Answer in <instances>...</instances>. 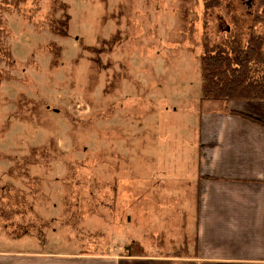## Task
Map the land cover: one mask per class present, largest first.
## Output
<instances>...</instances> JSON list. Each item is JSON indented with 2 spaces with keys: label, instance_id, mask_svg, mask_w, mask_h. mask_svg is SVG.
I'll return each mask as SVG.
<instances>
[{
  "label": "rangeland",
  "instance_id": "374dc122",
  "mask_svg": "<svg viewBox=\"0 0 264 264\" xmlns=\"http://www.w3.org/2000/svg\"><path fill=\"white\" fill-rule=\"evenodd\" d=\"M61 1L66 36L54 0H0L14 61L0 57V249L35 233L52 250L181 254L201 56L251 39L264 55V0Z\"/></svg>",
  "mask_w": 264,
  "mask_h": 264
},
{
  "label": "crops",
  "instance_id": "0c3cea01",
  "mask_svg": "<svg viewBox=\"0 0 264 264\" xmlns=\"http://www.w3.org/2000/svg\"><path fill=\"white\" fill-rule=\"evenodd\" d=\"M199 101L201 107L192 106L187 124L192 137L186 142L193 151L182 155L195 162V177L188 182L196 185V192L182 223L187 254L52 250L48 244L41 248L39 237L28 233L30 246L0 249V264H264V100L200 96Z\"/></svg>",
  "mask_w": 264,
  "mask_h": 264
},
{
  "label": "trees",
  "instance_id": "16d2710c",
  "mask_svg": "<svg viewBox=\"0 0 264 264\" xmlns=\"http://www.w3.org/2000/svg\"><path fill=\"white\" fill-rule=\"evenodd\" d=\"M218 1L219 0H205V6L210 8L213 5L218 4ZM53 5L54 12L58 9L62 14L58 18L54 19L53 17L50 20V29L57 35L66 36L71 18L70 14L66 11L68 5L61 0H54ZM7 36L8 28L5 18L2 16V9L0 7V57L2 59L4 58V61L11 66L14 64V61L11 56L10 44L6 42ZM117 36L118 32H116L111 38L105 39V42L108 45V50H112L114 47V40H116ZM252 42L251 39L247 42L244 49L234 48L235 50H230L223 46L210 47L206 45L200 63L202 80L201 100H264V55L261 53L260 45ZM92 47L93 51H104V49L102 50V47ZM59 55V50L55 49L53 52L54 59ZM1 72L2 71H0V78L2 76ZM242 115L263 123L262 120L249 116L248 114L244 113ZM47 152L48 150L43 151V153ZM15 166L16 165L12 167ZM12 167L10 169H13ZM134 245L135 244L133 243L127 244L124 254H145L135 252ZM181 254H187V251H182Z\"/></svg>",
  "mask_w": 264,
  "mask_h": 264
}]
</instances>
